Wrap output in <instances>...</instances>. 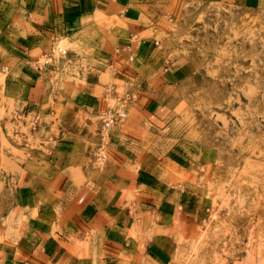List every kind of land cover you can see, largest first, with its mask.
<instances>
[{
  "label": "rangeland",
  "instance_id": "rangeland-1",
  "mask_svg": "<svg viewBox=\"0 0 264 264\" xmlns=\"http://www.w3.org/2000/svg\"><path fill=\"white\" fill-rule=\"evenodd\" d=\"M237 3L174 0L157 51L176 77L162 95L170 111L158 131L147 122L125 126L141 119L133 85L76 44L57 41L30 62L47 79L42 104L19 97L13 65L0 62L1 241L13 243L20 233L15 207L28 177L59 172L72 198L116 154L136 170L175 148L189 152L179 181L196 202L190 220L175 223L169 264H264V0ZM88 83L102 92L97 114L63 89ZM99 149L105 162L96 161Z\"/></svg>",
  "mask_w": 264,
  "mask_h": 264
},
{
  "label": "crops",
  "instance_id": "crops-1",
  "mask_svg": "<svg viewBox=\"0 0 264 264\" xmlns=\"http://www.w3.org/2000/svg\"><path fill=\"white\" fill-rule=\"evenodd\" d=\"M173 3L0 0V62L13 65L11 85L19 97L42 104L47 79L30 62L57 41L76 44L113 78L133 85V107L141 119H130L125 126L147 122L152 131L162 130L170 111L162 95L176 76L157 47ZM95 86L63 89L85 112L97 114L102 92ZM184 153L189 154L171 149L136 170L134 164H121L116 154L103 173L72 198H67L59 172L52 179L28 177L15 207L21 230L13 243L0 240V264H169L175 223L189 221L196 202L190 185L179 181L190 165Z\"/></svg>",
  "mask_w": 264,
  "mask_h": 264
},
{
  "label": "built area",
  "instance_id": "built-area-1",
  "mask_svg": "<svg viewBox=\"0 0 264 264\" xmlns=\"http://www.w3.org/2000/svg\"><path fill=\"white\" fill-rule=\"evenodd\" d=\"M109 125H110V122H109V121H106V122L104 123V127H105V128H107ZM95 158H96V161L99 162V163L104 161V159H105V154H104V152H103L102 149H99V150L96 152V154H95Z\"/></svg>",
  "mask_w": 264,
  "mask_h": 264
}]
</instances>
